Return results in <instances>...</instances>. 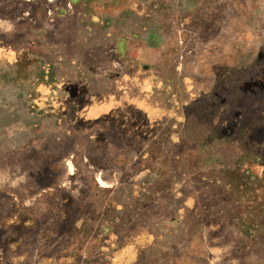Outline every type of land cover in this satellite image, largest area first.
I'll use <instances>...</instances> for the list:
<instances>
[{
	"label": "rangeland",
	"instance_id": "obj_1",
	"mask_svg": "<svg viewBox=\"0 0 264 264\" xmlns=\"http://www.w3.org/2000/svg\"><path fill=\"white\" fill-rule=\"evenodd\" d=\"M0 264H264V0H0Z\"/></svg>",
	"mask_w": 264,
	"mask_h": 264
},
{
	"label": "crops",
	"instance_id": "obj_2",
	"mask_svg": "<svg viewBox=\"0 0 264 264\" xmlns=\"http://www.w3.org/2000/svg\"><path fill=\"white\" fill-rule=\"evenodd\" d=\"M72 84H75L76 86H78L77 84H80V83H72ZM10 118H14V119H17V120H19V115L17 116V117H15V115L13 114L12 116H10ZM17 123V125L19 126L20 125V122L18 121V122H16Z\"/></svg>",
	"mask_w": 264,
	"mask_h": 264
},
{
	"label": "bare ground",
	"instance_id": "obj_3",
	"mask_svg": "<svg viewBox=\"0 0 264 264\" xmlns=\"http://www.w3.org/2000/svg\"><path fill=\"white\" fill-rule=\"evenodd\" d=\"M102 181V180H101Z\"/></svg>",
	"mask_w": 264,
	"mask_h": 264
}]
</instances>
